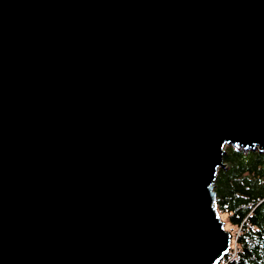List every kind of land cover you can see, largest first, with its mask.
Listing matches in <instances>:
<instances>
[{
  "label": "water",
  "instance_id": "water-1",
  "mask_svg": "<svg viewBox=\"0 0 264 264\" xmlns=\"http://www.w3.org/2000/svg\"><path fill=\"white\" fill-rule=\"evenodd\" d=\"M229 145L264 150V0H0V264H217Z\"/></svg>",
  "mask_w": 264,
  "mask_h": 264
},
{
  "label": "trees",
  "instance_id": "trees-1",
  "mask_svg": "<svg viewBox=\"0 0 264 264\" xmlns=\"http://www.w3.org/2000/svg\"><path fill=\"white\" fill-rule=\"evenodd\" d=\"M223 162L214 186L216 208L238 234L237 249L230 247L217 264H264V150L229 145Z\"/></svg>",
  "mask_w": 264,
  "mask_h": 264
},
{
  "label": "rangeland",
  "instance_id": "rangeland-1",
  "mask_svg": "<svg viewBox=\"0 0 264 264\" xmlns=\"http://www.w3.org/2000/svg\"><path fill=\"white\" fill-rule=\"evenodd\" d=\"M221 220L223 221L224 223V227L225 229L230 232L231 234H233V239L231 238V247H233L234 249H237V245H236V238H237V234H238V231H236L232 226L229 225L228 221H227V215L225 214H219ZM228 252V251H227Z\"/></svg>",
  "mask_w": 264,
  "mask_h": 264
}]
</instances>
